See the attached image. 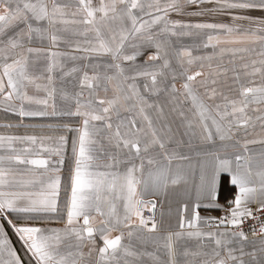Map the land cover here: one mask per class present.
<instances>
[{
    "label": "snow or ice",
    "instance_id": "1",
    "mask_svg": "<svg viewBox=\"0 0 264 264\" xmlns=\"http://www.w3.org/2000/svg\"><path fill=\"white\" fill-rule=\"evenodd\" d=\"M0 113V264H264V0H0Z\"/></svg>",
    "mask_w": 264,
    "mask_h": 264
},
{
    "label": "crops",
    "instance_id": "2",
    "mask_svg": "<svg viewBox=\"0 0 264 264\" xmlns=\"http://www.w3.org/2000/svg\"><path fill=\"white\" fill-rule=\"evenodd\" d=\"M8 118L16 119V117L12 116L11 114H9ZM4 119H5L4 114L0 113V122H3ZM26 122H27V119H26ZM34 122H36V121H34ZM17 131L24 132L25 130L24 129H19Z\"/></svg>",
    "mask_w": 264,
    "mask_h": 264
}]
</instances>
